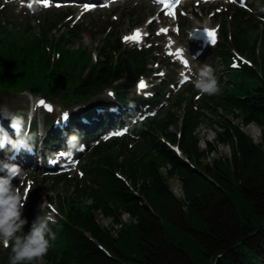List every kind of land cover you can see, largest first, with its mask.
<instances>
[{
	"label": "trees",
	"instance_id": "obj_1",
	"mask_svg": "<svg viewBox=\"0 0 264 264\" xmlns=\"http://www.w3.org/2000/svg\"><path fill=\"white\" fill-rule=\"evenodd\" d=\"M60 23L42 25L37 35L0 29V94L30 90L60 106L43 111L41 122L34 120L27 128L26 108L9 105L7 116L0 111V135L19 120L27 140L41 141L44 151L68 146L72 136L87 143L95 134H86L88 127L97 124L103 132L133 118L139 106L159 101L165 86L164 81L158 84L151 97H129L138 77L153 70L148 66L153 49H125L117 36L109 35L92 57L83 48L65 47L80 38L82 29L53 37ZM220 28L224 37V24ZM252 35L247 49L261 44L258 58L264 71V29ZM213 51L228 57L225 49ZM78 61L84 64L77 67ZM238 92L225 88L218 100L208 96L205 106L224 112L215 143L200 148L196 129L203 113L186 104L180 116L168 111L136 125L134 137L100 140L82 165V178L54 177L66 185V194L58 196L55 222L42 221L51 246L40 264H264V73L259 85L241 84ZM241 124L259 127V140ZM216 143L226 145L229 155L205 162ZM171 178L179 181L180 194L172 191ZM98 214L110 225H101ZM28 217L32 220V213ZM34 224L39 223H31L28 233Z\"/></svg>",
	"mask_w": 264,
	"mask_h": 264
},
{
	"label": "rangeland",
	"instance_id": "obj_2",
	"mask_svg": "<svg viewBox=\"0 0 264 264\" xmlns=\"http://www.w3.org/2000/svg\"><path fill=\"white\" fill-rule=\"evenodd\" d=\"M227 1L229 3L227 5L224 3L214 5L191 1L181 6L172 17H166L163 11L159 10L157 2L154 0H110L107 7L102 8L97 5L87 12L80 8L81 2L79 4L69 3L68 5L62 3L60 8H55L54 6L42 8L29 0H0L2 2L0 6L2 8L0 29H6L14 34L26 29V31L37 35L42 25L58 20L61 21L60 29L52 31L53 37L65 38L68 36L70 29L76 31L77 29H82L79 35L80 38L67 43L65 47L72 51L76 50V48H83L89 51L92 57H96L98 48L105 44L109 35H112V38L117 36L123 48L128 49L131 47L129 42L130 33L133 29H138L142 37L138 46L146 48L150 45V48L153 49L151 52L152 60L149 61L148 66L155 69L162 63L163 65L154 74L157 76L160 74L159 76L165 82L163 95L160 100L149 104L147 108L143 109L146 110V113L151 118L156 116L164 117L168 111L170 114L175 113L180 116L186 104L197 109L200 113H203L196 132L199 138V146L204 148L207 141L216 142L215 136L219 130L217 120L224 112L217 106H205L208 95L201 96L195 89L193 81L196 79L200 69L208 65L214 70V75L221 89L219 94L212 95L216 100L220 99L225 88L236 95H240L241 93L238 92V89L241 84L245 88H252L263 81V67L259 58L257 59L263 53L262 46L261 44H255L253 49L247 48L251 47L254 42L252 33L259 34L264 29V0ZM235 6H238L244 12H236ZM57 11H62V13L57 14ZM141 20H145V22L139 24ZM222 24L227 30L224 37L220 32ZM198 26H209L217 29L218 42L215 46L197 49L196 45L189 41V30ZM176 27L178 30L174 31ZM248 32H251V34H247ZM28 36L30 37L31 35L29 34ZM244 36H246V42H244ZM172 42L184 46L186 49L184 54L189 60V66H183L172 57L171 50L174 48V46H170ZM237 45L240 46V51L237 50ZM214 49L217 51L225 49L228 57L223 59L219 56L220 54L213 51ZM196 50L202 51L200 56H195ZM52 55L57 57L56 51L52 52ZM253 59L257 61L253 62ZM157 61L158 64L156 65ZM81 64H84V61H78L77 67H80ZM245 65L252 67L255 73H252L250 68H246ZM154 69L152 71H155ZM154 74L149 77H140L134 84L133 89L130 90L129 97L148 95L158 81L155 79L156 76H153ZM183 74L190 76L191 80L181 84L180 80ZM138 81H142L145 87L141 88L137 84ZM43 100L50 103L53 102L60 108L57 102L47 96L27 90L11 96L0 94V111L7 116L9 105L14 106L15 109L16 107L27 108L29 113L31 111L34 113V117L37 118L35 120L41 122L43 107L38 103ZM227 118L238 122L232 116H227ZM147 119L140 120V122L144 123ZM22 124L24 123L19 121V125ZM124 127L127 129V134L123 136L132 137L134 126L126 125ZM241 128L254 141L259 140L260 129L255 124L247 126L241 124ZM169 129L176 131L173 126H170ZM16 130H19V128H16ZM17 135L18 133L14 134L13 142L17 141L18 138L15 140ZM106 137L107 135L104 136V138ZM96 142L89 140L87 146L83 145V150L77 158L78 162L72 159L71 170L68 171L66 177L74 176L78 173ZM12 149L13 147L9 148V150L0 147V163L6 159V156L10 155ZM23 153L25 154L22 151ZM70 153L73 154L72 151ZM228 155V147L216 143L215 151L209 154L205 162ZM37 157H29L33 165H15L19 168L20 175L11 184L10 192L23 198L25 203L24 208L21 209L20 219L27 218L28 222L13 234V238L22 233L27 236L29 234L27 230L31 223H41L47 216L56 214L59 209L58 196L61 198L66 194V185L63 182L59 181L57 183L54 178L55 175L45 172L42 169L44 166L40 161L39 165L33 163ZM36 163L38 162L36 161ZM11 167L14 166L6 168L1 174H8ZM168 182L172 191L175 194H180L179 181L176 178H171ZM30 213L33 215L32 220H29L28 217ZM97 218L101 225H110L109 218L102 217L100 214H98ZM122 218L128 220L126 214H123ZM9 248H5L3 244H0V264H10L12 253ZM31 262L40 264L42 259Z\"/></svg>",
	"mask_w": 264,
	"mask_h": 264
},
{
	"label": "clouds",
	"instance_id": "obj_3",
	"mask_svg": "<svg viewBox=\"0 0 264 264\" xmlns=\"http://www.w3.org/2000/svg\"><path fill=\"white\" fill-rule=\"evenodd\" d=\"M195 89L199 95L212 96L219 94L220 86L214 75V70L205 65L200 69L196 79L193 81ZM86 122V121H85ZM13 127H19V121H14ZM77 137H70L72 149L79 150L77 145ZM71 154V153H70ZM10 176L15 177L20 175L18 167L14 166L9 169ZM10 179L0 178V244L5 248L11 247L10 264H19V262H31L42 259L50 248V241L45 238L47 230L46 222L34 224L29 234L21 239L13 234L17 232L23 225L27 224V218L21 220V209L24 208V201L20 195H13L10 192ZM18 192V190L16 189ZM49 221L55 222L52 215L47 217ZM55 236H52V240ZM11 241V243H10Z\"/></svg>",
	"mask_w": 264,
	"mask_h": 264
},
{
	"label": "bare ground",
	"instance_id": "obj_4",
	"mask_svg": "<svg viewBox=\"0 0 264 264\" xmlns=\"http://www.w3.org/2000/svg\"><path fill=\"white\" fill-rule=\"evenodd\" d=\"M186 60H187V62L189 61L188 58H187V56H186ZM187 64H188V63H187ZM188 66H189V65H188ZM10 143L12 144L11 141H10ZM21 144H22V143H21ZM23 146H24V145H20V147L18 148L17 154H16L13 158H10V156H6V159L3 160V161L0 163V173H1L2 171H4L6 168L10 167V166H15V165H17V166H28V165H33V164H31V163H32V162H31V159H30L28 156H26V155H21V152H22V150H23ZM7 148H8V149L10 148V145H9V144H7V147H6V146L4 147V149H7ZM29 155L32 156L33 154H30V153H29ZM40 159H41V155H39V156L36 158V160H35V161H37L38 163H35V162H33V163L39 165V161H40Z\"/></svg>",
	"mask_w": 264,
	"mask_h": 264
},
{
	"label": "snow or ice",
	"instance_id": "obj_5",
	"mask_svg": "<svg viewBox=\"0 0 264 264\" xmlns=\"http://www.w3.org/2000/svg\"><path fill=\"white\" fill-rule=\"evenodd\" d=\"M209 35H211V36L213 37V41H215V36H214V33H212V32H209ZM140 87H141V88H144V87H145V85H144L143 83H141Z\"/></svg>",
	"mask_w": 264,
	"mask_h": 264
}]
</instances>
